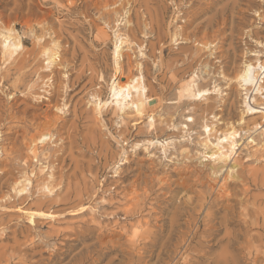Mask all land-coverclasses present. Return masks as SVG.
<instances>
[{"label": "rangeland", "instance_id": "374dc122", "mask_svg": "<svg viewBox=\"0 0 264 264\" xmlns=\"http://www.w3.org/2000/svg\"><path fill=\"white\" fill-rule=\"evenodd\" d=\"M2 25L0 264H264V0H0Z\"/></svg>", "mask_w": 264, "mask_h": 264}, {"label": "bare ground", "instance_id": "6f19581e", "mask_svg": "<svg viewBox=\"0 0 264 264\" xmlns=\"http://www.w3.org/2000/svg\"><path fill=\"white\" fill-rule=\"evenodd\" d=\"M110 12L112 14L118 13L114 9H112ZM258 16H259V14H258ZM126 22H128V20H126ZM28 24H30V23H28ZM27 28H28V30L24 34L25 35L28 34L30 36H33L36 39V42L39 43V41L42 39V36H40V35L39 36H35L34 31H33V29L31 28L30 25H28ZM23 38H24V36H22L21 34H18L14 30L13 26H11V27L10 26H5V25L0 26V53H1V58L4 61L11 59L16 54H19L18 52L23 49ZM50 44H51L50 46L49 45L44 46V48L41 51L42 56H45V58H46V66H49V65H52V64L53 65H60L61 64V62H60V53H59V51L57 49L58 48L57 47V43L55 41H52V43H50ZM119 47H121L120 44L115 46L114 53H116L117 57L120 56V48ZM257 73H258L257 69H252L249 66L241 68L235 75V78L238 80V82H240L238 86H246L247 84H249L252 81L253 77L256 76ZM182 89H183L182 91H184V93L186 95L190 96V97L191 96L193 97L195 95L196 96H200V95L202 96L203 93H204L203 90H201L194 83L193 80H190L189 82H187ZM242 89L246 90L245 87H242ZM259 89H260V87L258 85L254 90L258 91ZM258 93H259V91H258ZM132 95H133V91H132L131 87L129 85H127L125 82L117 80V81L113 82V85L111 87V100L109 99L110 101L108 103L109 104H115L120 111L123 110V109L125 110V107L129 106L134 101ZM105 102L106 101H104V102L99 101L97 105L98 106L100 104L103 105V104H105ZM106 106H107V104H106ZM248 109L252 110L253 108L248 107ZM229 126H230L231 129L233 128L232 125H229ZM206 129L208 130L209 128L207 127ZM227 129H229V128H227ZM234 133H235L234 130H230L228 132V135H223L222 137L218 138L217 146L215 147V150H213V152L211 153V156L214 157L213 161H215V160L221 161L222 160L221 161V163H222L225 160L224 158L228 157V151H230V149H232L233 136H234L233 134ZM224 142H226V144H228L227 148H225L226 144H224ZM27 143H29V142H27ZM31 145L32 146H30V143H29V145L27 146V149H30L31 152H35V147H34L35 144L33 143ZM213 146H215V145H213ZM223 163H225V162H223ZM25 181L29 182L30 178L26 177ZM21 183L23 184V182H21ZM25 189H26V185L23 184V185L19 186V190H25ZM29 211H30V214H38V215L39 214H43V215L46 214V215H49L48 213H44V212H42L40 210H29ZM200 230L201 229L197 225L196 229L194 231H192V233H191V236L189 238V242L186 245L185 250L188 249L189 245L191 244V241L194 239V237L196 236L197 232L200 231ZM205 230L207 231V229H205ZM208 230H209V228H208ZM209 235H211V233ZM204 255L205 254L204 253L203 254L200 253V249L197 248V251L190 256V258L193 260L191 262V264H195V263L199 262L200 260H202Z\"/></svg>", "mask_w": 264, "mask_h": 264}]
</instances>
